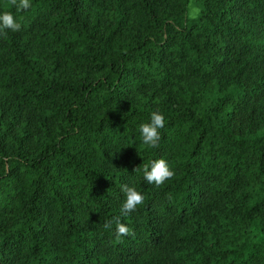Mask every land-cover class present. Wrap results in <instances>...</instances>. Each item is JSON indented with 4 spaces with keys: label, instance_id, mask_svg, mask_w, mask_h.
<instances>
[{
    "label": "trees",
    "instance_id": "obj_1",
    "mask_svg": "<svg viewBox=\"0 0 264 264\" xmlns=\"http://www.w3.org/2000/svg\"><path fill=\"white\" fill-rule=\"evenodd\" d=\"M191 2L0 0V264H264V0Z\"/></svg>",
    "mask_w": 264,
    "mask_h": 264
},
{
    "label": "clouds",
    "instance_id": "obj_2",
    "mask_svg": "<svg viewBox=\"0 0 264 264\" xmlns=\"http://www.w3.org/2000/svg\"><path fill=\"white\" fill-rule=\"evenodd\" d=\"M13 6H16L20 10H25L30 7L29 0H10ZM189 14L195 18L198 13V9L189 5ZM20 23L16 22L14 16L10 12H5L0 15V34L4 33V30L19 31ZM165 126V118L159 111L153 112L150 117V122L142 124L140 126V134L142 136V143L148 148H157L161 139L160 129ZM135 170V169H134ZM174 171L169 167L168 162L164 159H157L151 163V166L145 165L143 168L144 179L157 186L162 185L166 180L171 179L174 176ZM121 191L124 193V201L121 205L120 212L122 215L127 216L131 212L137 209V206L144 203L145 197L135 187L123 185ZM116 224L115 235L117 239L132 235L133 232L125 224L121 223L119 217H113L112 221L104 224L105 229H110L112 223Z\"/></svg>",
    "mask_w": 264,
    "mask_h": 264
},
{
    "label": "rangeland",
    "instance_id": "obj_3",
    "mask_svg": "<svg viewBox=\"0 0 264 264\" xmlns=\"http://www.w3.org/2000/svg\"><path fill=\"white\" fill-rule=\"evenodd\" d=\"M191 6L197 8V9H198V12H199V5H198L197 3H195L194 0H192V2H191ZM189 12H190V9H189ZM197 14H198V13H197ZM189 16H190L191 18H193L190 14H189ZM196 16H197V15H196ZM196 16H195V17H196Z\"/></svg>",
    "mask_w": 264,
    "mask_h": 264
}]
</instances>
